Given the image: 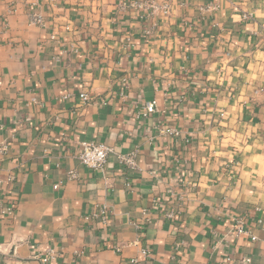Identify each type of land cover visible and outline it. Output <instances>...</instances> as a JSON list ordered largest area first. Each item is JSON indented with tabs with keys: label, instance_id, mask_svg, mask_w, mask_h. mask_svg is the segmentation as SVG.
Returning a JSON list of instances; mask_svg holds the SVG:
<instances>
[{
	"label": "crops",
	"instance_id": "obj_1",
	"mask_svg": "<svg viewBox=\"0 0 264 264\" xmlns=\"http://www.w3.org/2000/svg\"><path fill=\"white\" fill-rule=\"evenodd\" d=\"M157 1L0 0V263L264 264V0Z\"/></svg>",
	"mask_w": 264,
	"mask_h": 264
},
{
	"label": "built area",
	"instance_id": "obj_2",
	"mask_svg": "<svg viewBox=\"0 0 264 264\" xmlns=\"http://www.w3.org/2000/svg\"><path fill=\"white\" fill-rule=\"evenodd\" d=\"M172 3V0H158L157 3L154 4V7H156L160 12L163 14H168L170 10V5ZM32 6H34V3H31ZM29 17L31 19V22L37 25H44V18L41 13L38 11L32 9V11L29 12ZM246 17V15H244ZM79 97L82 101H88L87 94L82 92L79 93ZM155 110V101L151 100L148 101L144 107V111L141 113L142 116H147L149 113H152ZM169 134L171 135H177L178 132L175 129H170ZM4 147L1 146L0 150H3ZM110 154L115 155L119 163L125 165L127 168L134 169L135 164V155L136 151L133 150L127 154L117 153L114 151L113 147L106 145L104 143H95L92 141H83L80 144V153L78 155V159L80 163L93 170H99L101 169L104 164L107 161V158ZM68 179H75L77 177V174L74 170H69ZM55 188L58 187V184L54 185ZM14 212V203L13 202H7L5 204H2L0 207V215H6L11 216ZM163 213L164 216L167 219H172L174 217V212L168 208L167 206H163ZM94 217H97L100 221V223L105 224L107 221L109 215L108 210L105 206H101L98 208L97 213H93ZM144 222H147L146 218L144 219ZM143 221L136 222L135 223V229L140 231L141 225L144 224ZM232 235L239 236L244 234H249V231L244 227V218L243 216L234 217L233 219V227H232ZM251 240L254 241L257 239L255 235H251ZM137 239L134 241V243H137ZM143 254H146V250L142 251ZM38 257V260L42 264H46L53 260L54 257V251L52 249H48L44 253L36 254Z\"/></svg>",
	"mask_w": 264,
	"mask_h": 264
},
{
	"label": "water",
	"instance_id": "obj_3",
	"mask_svg": "<svg viewBox=\"0 0 264 264\" xmlns=\"http://www.w3.org/2000/svg\"><path fill=\"white\" fill-rule=\"evenodd\" d=\"M0 264H2V263H0Z\"/></svg>",
	"mask_w": 264,
	"mask_h": 264
}]
</instances>
